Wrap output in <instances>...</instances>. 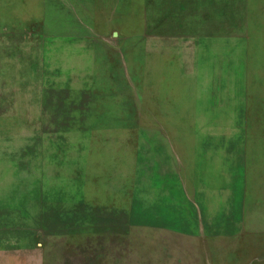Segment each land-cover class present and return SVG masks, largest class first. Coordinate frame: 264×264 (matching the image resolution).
I'll list each match as a JSON object with an SVG mask.
<instances>
[{
	"label": "rangeland",
	"instance_id": "1",
	"mask_svg": "<svg viewBox=\"0 0 264 264\" xmlns=\"http://www.w3.org/2000/svg\"><path fill=\"white\" fill-rule=\"evenodd\" d=\"M0 264H264V0H0Z\"/></svg>",
	"mask_w": 264,
	"mask_h": 264
}]
</instances>
